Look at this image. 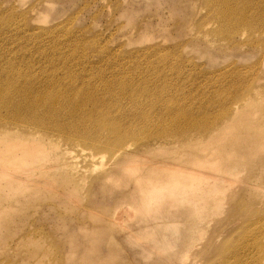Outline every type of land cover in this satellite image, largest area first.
<instances>
[{
  "label": "rangeland",
  "instance_id": "1",
  "mask_svg": "<svg viewBox=\"0 0 264 264\" xmlns=\"http://www.w3.org/2000/svg\"><path fill=\"white\" fill-rule=\"evenodd\" d=\"M204 1L0 0L4 71L34 73L43 81L67 77L77 86L81 77L98 87L128 81L134 92L118 99L126 113L121 121L146 119L148 128L168 101H176V114L190 110L193 118L223 113L225 103L229 113L235 102L239 106L218 142L141 134L127 140L132 151L125 157H115L116 147L94 149L50 133L45 149L69 151L32 168L31 189L13 198L0 189V264H206L213 243L222 251L236 246L241 260L229 264H264V120L246 101L260 85L264 99V54L244 37L228 42L216 36L218 23ZM149 84L160 89L157 96L143 92ZM77 91L70 96L81 98ZM105 92L96 99H106ZM82 107L91 108L90 102ZM194 120L188 129L198 127ZM254 120L259 129L250 127ZM208 145L216 149L203 151ZM74 157L85 176L61 185L63 178L51 175L72 169ZM199 162L215 168L198 169L212 180L206 186L217 188L214 199L146 205L150 183L138 185L136 178L150 173L165 182ZM200 211L205 218L192 225ZM225 261L210 257L208 264Z\"/></svg>",
  "mask_w": 264,
  "mask_h": 264
},
{
  "label": "bare ground",
  "instance_id": "2",
  "mask_svg": "<svg viewBox=\"0 0 264 264\" xmlns=\"http://www.w3.org/2000/svg\"><path fill=\"white\" fill-rule=\"evenodd\" d=\"M204 2L218 23V26L213 28L216 36L225 38V41L228 42H232L235 36L244 37L246 41H250L249 47L257 48L264 54V0H205ZM234 44L240 45L238 42ZM164 61L165 59L162 60V62ZM11 69L4 71V68L0 67V189L5 190V197L13 198L24 190L31 189L32 187L29 186L32 178L31 169L45 168L48 160L58 162L64 155L62 151H66L65 153L69 151L45 149L44 146L50 142L47 138L50 133L62 134L69 140L82 142L94 149L110 150L116 147L113 151L115 157H125L132 151L130 149L132 143L127 140L141 134L145 137L159 138L169 135L176 138V134H178L210 143L218 142L225 134V127H231V120L235 119L239 113L237 112L239 106L236 102L232 109L235 113H229L232 106L225 103L223 113L199 115L197 118H193L190 110L176 114L174 108L176 101H168L166 107H158V115L150 120L152 128H148L145 126L146 119L135 125L132 122L121 121V119L124 120L122 116L126 113L122 110V102L118 99L129 98L132 91L134 92L133 83L114 79L104 81L98 87L88 82L85 79L87 77H81L78 79L80 86H77L74 83H68L67 77L43 81L34 73L24 75L21 72H13ZM59 81H61L60 84H58ZM260 86L251 89L254 95L246 101L252 105L251 111L258 112V109L260 110L261 114L257 120L262 121L264 120V99L258 94ZM77 87L76 93L81 98L74 99L70 96V92H75ZM115 88L118 90H114ZM104 90L109 94L108 97L98 101L95 96ZM143 92L157 96L160 89L149 84L143 88ZM158 100L157 98L156 103ZM88 102H90L91 108L82 107L84 103ZM163 104L165 105L166 102L159 105ZM65 108L69 110L65 112ZM78 113L85 115L79 117ZM164 116L167 117L164 118ZM248 116L250 117V111H248ZM194 119H196L198 127L188 129L190 128L188 123L195 121ZM2 123L4 124L2 125ZM7 124L13 125L14 128L11 132L2 127ZM250 127L259 129L255 120L250 123ZM247 129L241 130L243 133L240 136L245 134ZM90 130L95 132H88ZM33 134H36L37 137L32 136ZM263 141L259 137V142ZM221 148L225 150L227 145L221 146ZM202 149L205 152H210L216 147L210 148L208 145ZM76 160L77 158L69 162L72 169H68L66 172H54L51 176L63 178L60 181L61 185L70 183L73 177L75 180H81L85 176V171L77 164ZM231 167L230 162H226L225 168ZM199 168L215 169L212 163L202 164L199 162L195 168L179 169L178 175L169 176L165 182H160L150 173L136 178L135 182L138 185L148 181L150 183L151 188L147 191V196L144 199L146 205L149 203H159V205L161 203L173 205L192 203L200 197L207 201L212 200L215 198L212 191L217 188L211 187V190L206 186L212 180L201 173ZM128 171L133 173L136 170L129 168ZM43 175L49 174L45 172ZM201 187L205 188L201 193H198L197 190H200ZM151 192L154 193L150 194ZM205 216L206 212H198V221L193 222L192 225H199ZM33 246L36 250L41 248L38 244ZM220 246L221 243L212 244L211 251L206 254L208 256L206 264L210 257L220 258L222 262L231 257L223 264H229L231 259L235 262L241 260L236 246H233L232 249H226L224 246L229 253L226 250H220ZM232 251L233 254H231Z\"/></svg>",
  "mask_w": 264,
  "mask_h": 264
}]
</instances>
